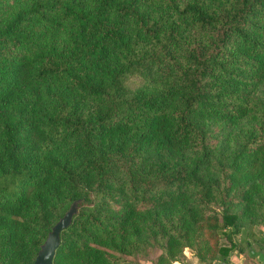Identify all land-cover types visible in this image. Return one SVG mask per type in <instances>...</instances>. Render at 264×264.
Here are the masks:
<instances>
[{
	"label": "trees",
	"instance_id": "1",
	"mask_svg": "<svg viewBox=\"0 0 264 264\" xmlns=\"http://www.w3.org/2000/svg\"><path fill=\"white\" fill-rule=\"evenodd\" d=\"M263 149L264 0H0V264L75 200L52 264H138L139 231L169 252L201 221L224 259Z\"/></svg>",
	"mask_w": 264,
	"mask_h": 264
},
{
	"label": "rangeland",
	"instance_id": "2",
	"mask_svg": "<svg viewBox=\"0 0 264 264\" xmlns=\"http://www.w3.org/2000/svg\"><path fill=\"white\" fill-rule=\"evenodd\" d=\"M256 122L258 124L259 119L250 115L238 126L228 129L226 134L224 133L225 136L223 135V148L227 150L232 148L235 136L241 137L244 131L255 127ZM250 166L251 168L245 169L243 173L248 178L251 189L244 202L236 208L239 212L242 211L237 221L238 226L230 229L231 240L237 247L230 250L224 259H221L217 250L220 246L227 247L229 241L220 232L213 230V224L203 221L201 227L194 225L198 229L194 233L190 232L186 245L169 241V252H165L158 245L157 234H150L149 231L142 229L136 236L137 250L134 255H128V258L138 264H264V149L257 154V159H253ZM208 204L216 208L212 198ZM155 210L160 211L158 208ZM135 226L137 228V225ZM95 248L100 250L104 259L103 246L98 244ZM238 248L242 252H239ZM104 251L112 254L109 249L104 248Z\"/></svg>",
	"mask_w": 264,
	"mask_h": 264
},
{
	"label": "water",
	"instance_id": "3",
	"mask_svg": "<svg viewBox=\"0 0 264 264\" xmlns=\"http://www.w3.org/2000/svg\"><path fill=\"white\" fill-rule=\"evenodd\" d=\"M76 212V200L71 202L63 215L51 226L30 264H52L59 244V232L66 228Z\"/></svg>",
	"mask_w": 264,
	"mask_h": 264
}]
</instances>
